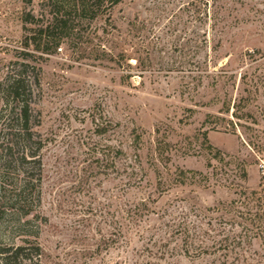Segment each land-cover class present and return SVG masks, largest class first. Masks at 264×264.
Instances as JSON below:
<instances>
[{"label": "rangeland", "instance_id": "1", "mask_svg": "<svg viewBox=\"0 0 264 264\" xmlns=\"http://www.w3.org/2000/svg\"><path fill=\"white\" fill-rule=\"evenodd\" d=\"M50 11L0 0V82L29 53L39 83L42 264H264V0H121L40 53Z\"/></svg>", "mask_w": 264, "mask_h": 264}, {"label": "trees", "instance_id": "2", "mask_svg": "<svg viewBox=\"0 0 264 264\" xmlns=\"http://www.w3.org/2000/svg\"><path fill=\"white\" fill-rule=\"evenodd\" d=\"M48 2L51 3L50 18L44 28L37 30L39 42L33 43V50L40 53L47 52L46 46L50 42L57 49L61 39L78 35L82 21L94 20L108 5H116L121 0ZM30 46L31 43H24L25 48ZM23 55V61L12 63L13 71L0 82V228L4 226L6 230L5 236L0 237V264H42L44 257L39 243L26 238L29 235L25 227L27 222L19 220L30 216L40 202L41 161L38 153L43 145L33 132L39 119L34 116L31 106L33 87H39V83L27 73L26 57L30 54ZM117 153L121 155V151ZM6 214L18 216V219L2 223Z\"/></svg>", "mask_w": 264, "mask_h": 264}]
</instances>
